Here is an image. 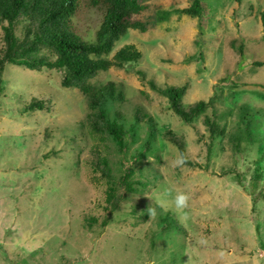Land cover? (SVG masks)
<instances>
[{"label":"rangeland","instance_id":"rangeland-1","mask_svg":"<svg viewBox=\"0 0 264 264\" xmlns=\"http://www.w3.org/2000/svg\"><path fill=\"white\" fill-rule=\"evenodd\" d=\"M247 1L253 9L239 20L237 14ZM140 2L146 9L137 19L145 33L129 31L112 52L133 45L142 54L139 65L111 69L91 81L121 87L125 101L110 105V110H118L126 122H133V115L143 119L137 126L136 143L128 152L139 156L132 180L139 193L117 211L105 212L106 187L92 185L84 164L93 142L77 130L87 112L81 94L63 88L56 72L36 73L8 65L2 75L5 91L0 96V264H264V200L251 214V198L237 187V182L246 188L251 184L252 163L257 151L264 149V130L260 143L247 146L234 167L243 176L224 177L227 165L217 158L223 152L230 154L226 141L234 128L233 120L225 118L220 122L227 136L224 146L216 141L221 149L203 175L206 140L199 138L208 135L204 126L198 119L183 124L171 112L167 97L157 91L189 84L182 99L185 107L211 100L219 112L248 105L264 115V67L251 72L252 64L264 63V29L253 31L264 0H233L224 16L227 36H220V31L204 35L212 41L204 45L197 42L196 20L179 19L171 13L167 21L159 23L163 11H181L192 0ZM99 20L100 14L91 11L81 21L75 20V25L81 36L94 41ZM234 40L245 45L242 70L230 47ZM199 51L205 57V71L196 74L193 57ZM136 72L144 75V82ZM226 76L242 87L224 88L221 80ZM231 91L238 99L231 100ZM34 98L49 103L51 111L19 115ZM148 120L157 138L145 153L140 147L149 140ZM168 130L184 138L188 162L200 169L172 167L179 152L163 140ZM168 188L190 195L187 220L178 217L170 202L168 211L157 212L154 218L148 215V207H156L155 200ZM261 191L264 193L263 188ZM166 214L177 222V228L164 233L161 220ZM89 216L96 219L91 228L84 221ZM201 239L207 243H198Z\"/></svg>","mask_w":264,"mask_h":264},{"label":"trees","instance_id":"trees-1","mask_svg":"<svg viewBox=\"0 0 264 264\" xmlns=\"http://www.w3.org/2000/svg\"><path fill=\"white\" fill-rule=\"evenodd\" d=\"M232 2L233 0H192L191 5L181 11H163L159 16V23L167 21L171 13H175L179 19L196 20L198 44H210L212 41L204 35L210 36L220 31V36H227L224 16ZM145 9L140 0H0V96L5 91L2 75L8 65L36 73L56 72L60 75V84L63 88L81 94L87 112L83 120L77 124V130L93 142L88 150L90 157L84 164L91 176L92 185L97 189L106 187L104 211L109 213L117 211L122 203H126L131 196L139 193L137 185L132 183L136 176L134 167L139 162V156H131L128 152L136 143L137 126L143 123V119L133 115L134 121L126 122L125 117L118 110H110V105L119 106L125 101L121 87H117L112 82L96 85L91 81L98 74L106 73L111 69L127 70L139 65L142 54L133 45L123 46L114 54L112 52L114 45L129 31L145 33L146 29L137 19ZM252 9L253 4L250 1L245 2L237 18L244 20L246 13ZM91 11L100 14V22L94 32V41L81 36L75 25V20L81 21L82 16L88 15ZM259 27L264 29V8L260 12L259 19H255L253 31ZM230 47L239 57L238 67L242 70V63L246 61L244 43L234 40L230 42ZM107 57L111 59L108 60ZM204 59L202 51L197 52L193 57L196 74L205 71ZM262 67L264 63H254V66L251 65V72ZM136 74L140 81L144 82V75L141 72ZM221 82L226 89L236 90L237 87H242L241 83L232 81L230 76H226ZM188 88L189 84L181 88L167 86L157 91L167 97L171 112L183 124L191 125L198 119L204 126L208 135L199 138L200 141L204 138L206 140L203 175L207 172L211 159L216 157L217 151L221 149L216 141L224 146L223 140L227 138L225 127L220 122L225 118H231L234 124L233 134H228L226 141L230 146L228 148L230 154L223 152L217 161L227 165V168H222L224 177L234 175L235 178H241L243 174L237 172L234 167L238 164L241 154L247 151V146L252 147L260 143L263 130L259 127L264 125L263 113L248 105H240L233 112L227 109L229 113L219 112L216 104L211 100L185 107L182 99ZM261 97L264 99L263 96ZM230 98L238 99V94L231 91ZM42 111L50 112L51 106L43 99L34 98L18 113L27 116ZM145 126L149 140L140 148L148 153L151 142L157 138V131L154 130L150 120ZM74 138L75 136L71 141H74ZM162 138L174 146L179 154H186L182 136L177 137L174 132L168 130ZM257 152L256 160L252 163L250 186L246 188L237 182V187L240 186L242 193L251 198V214H255L258 204L264 200V193L261 191L262 188L264 189L262 186L264 149L260 148ZM186 167L200 169L198 164L190 162H187ZM156 211L163 213L158 207ZM84 221L89 228L96 223V219L90 216ZM161 223L164 225L162 231L164 233L171 228H177L175 224L177 222L169 214L165 215ZM261 259H264V256Z\"/></svg>","mask_w":264,"mask_h":264},{"label":"clouds","instance_id":"clouds-1","mask_svg":"<svg viewBox=\"0 0 264 264\" xmlns=\"http://www.w3.org/2000/svg\"><path fill=\"white\" fill-rule=\"evenodd\" d=\"M187 162V157L183 153H180L174 157L172 161V167L182 169L184 166H186ZM149 197L152 199L151 196ZM169 202L171 203V206L174 208L178 217H180L182 220L188 219V209L190 206V195L188 192L168 188L163 192L160 198L155 200L156 207L165 212L169 210ZM156 207L149 206L147 209L148 215L151 218H154L157 215ZM198 243L203 245L206 244L207 241L201 239L198 241Z\"/></svg>","mask_w":264,"mask_h":264},{"label":"bare ground","instance_id":"bare-ground-1","mask_svg":"<svg viewBox=\"0 0 264 264\" xmlns=\"http://www.w3.org/2000/svg\"><path fill=\"white\" fill-rule=\"evenodd\" d=\"M254 109V108H253ZM256 110V109H255ZM258 112H261L260 110H258ZM260 129H262V130H264V128L263 127H259Z\"/></svg>","mask_w":264,"mask_h":264}]
</instances>
